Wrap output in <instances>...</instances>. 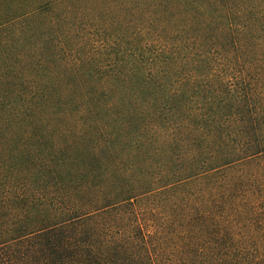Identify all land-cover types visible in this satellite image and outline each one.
Returning a JSON list of instances; mask_svg holds the SVG:
<instances>
[{"label": "trees", "instance_id": "trees-1", "mask_svg": "<svg viewBox=\"0 0 264 264\" xmlns=\"http://www.w3.org/2000/svg\"><path fill=\"white\" fill-rule=\"evenodd\" d=\"M0 2V264H264V0Z\"/></svg>", "mask_w": 264, "mask_h": 264}, {"label": "rangeland", "instance_id": "rangeland-1", "mask_svg": "<svg viewBox=\"0 0 264 264\" xmlns=\"http://www.w3.org/2000/svg\"><path fill=\"white\" fill-rule=\"evenodd\" d=\"M10 1H14V3H19L20 6L19 7H24V8H20V11L21 13L24 12V11H27V8L29 4H32L34 3L35 1L37 0H10ZM0 4H3L2 2H0ZM8 4V3H7ZM16 7V6H15ZM20 11L17 12L16 15H20ZM5 13L4 10L1 11L0 15L2 17V15ZM9 14H6L4 16L8 18ZM14 17V16H13ZM3 18V19H4ZM65 23H61V21L59 23H57V32L60 33V38L61 39H57L55 38L54 39V43H55L59 49H61V51H65V52H69L70 50L72 51H78L76 49H74V47H78V46H75L76 43H83V40H84V43H85V46H86V38H87V31H89L87 28V26H82V27H79V31H78V35L77 37H68L66 38L65 35H66V30L67 28L65 29L64 27L66 25H64ZM47 25V24H46ZM45 25V26H46ZM45 26H42V27H45ZM56 27V26H55ZM55 27H52L48 30H43L41 27L39 28H36L35 29V32L37 34H40L42 32H51L53 30V28ZM76 32L73 31V28H70L68 29V34L71 35V34H74ZM90 33V32H89ZM99 35H102L101 33H99ZM85 37V38H82V37ZM41 39H37L36 41H40ZM93 41H95V44L96 46H99V47H102L103 46V43L106 41L105 38H101V37H97V34H96V37H93L92 38ZM62 55V54H61ZM61 57H64V60L66 61H72V62H76V63H84L85 64V48L83 50V53H81L80 55H78V53H75V54H72V55H69V56H61ZM82 71H81V74H85V65L82 66Z\"/></svg>", "mask_w": 264, "mask_h": 264}]
</instances>
